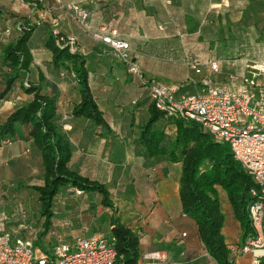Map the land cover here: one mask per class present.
Segmentation results:
<instances>
[{
	"label": "crops",
	"instance_id": "crops-1",
	"mask_svg": "<svg viewBox=\"0 0 264 264\" xmlns=\"http://www.w3.org/2000/svg\"><path fill=\"white\" fill-rule=\"evenodd\" d=\"M9 1L14 6H4L8 14L0 20L7 37L0 41V77L2 47L17 36L13 32L15 20L10 14L29 16L38 28L30 40L32 63L28 82L38 83L44 90L52 88L57 94V115L68 127L72 150L69 168L107 187L120 222L137 234L141 255L160 252L166 258L165 264H214L197 237L193 221L181 212L180 164L171 163L166 156L149 158L138 141L140 128L149 117L147 91L128 76L114 51L83 33L52 0H42L43 9H34L22 0ZM62 2L78 3L87 8L91 30L105 28V34L114 32V38L128 42L143 76L163 85L181 86L182 90L193 92L195 88L187 81L189 78L198 81L200 76L193 75L186 65L185 60L192 58L216 61L219 71L212 77L214 84L226 91H235L248 76L249 64L264 63L262 56L252 52L264 49V35H261L264 34V0ZM41 15H45L44 21ZM52 28L64 36L76 38L77 52L85 57L92 97L110 127V135H100V130L87 120L71 117V109L79 101L78 87L73 73L54 67L44 48L47 32ZM204 72L203 69L202 75ZM16 94L23 103L30 99L15 86L0 101L1 111L9 114L23 104H16ZM154 130L172 136L175 128L167 119H161ZM23 141L0 148L14 147L19 153ZM30 149L31 152L26 149L20 153L32 157L36 165L40 164L38 152L33 147ZM55 202L52 227L66 242L70 243L79 234L96 235L86 234L95 215L103 216L110 230L111 213L101 207L99 195L62 191ZM92 206L99 207L98 214L90 210ZM234 221L229 220L226 227L223 226V237L232 260L236 264H246L250 256L237 250L241 244L240 230ZM10 229L0 223V233L17 238ZM73 230H77L76 233Z\"/></svg>",
	"mask_w": 264,
	"mask_h": 264
},
{
	"label": "trees",
	"instance_id": "trees-1",
	"mask_svg": "<svg viewBox=\"0 0 264 264\" xmlns=\"http://www.w3.org/2000/svg\"><path fill=\"white\" fill-rule=\"evenodd\" d=\"M22 1L32 5L34 9L44 8L42 0ZM55 5L65 12L67 6H78L87 12L89 18L88 9L81 4H65L61 0L60 5ZM5 14H8L7 9L0 4V20ZM10 16L15 20L13 32L17 36L2 47L0 101L5 99L15 86L30 99L0 122V147L6 146L3 144L6 140L11 143L21 140L30 142L40 156L42 168V183L24 186L37 195L38 219L35 221L38 229L33 236L17 235V238L30 240L35 248H38L42 241L50 249L53 238L48 237V233L56 230L52 227L55 198L62 191L75 195L94 193L100 196L101 207L111 213L109 236L103 237L107 240L114 239L116 253L114 264H140L143 255L140 254L139 238L132 229L120 222L107 187L82 177L69 168L72 150L68 130L63 128L66 124L57 115L56 92L52 88L44 90L42 85L28 82L32 63L30 40L38 24L33 23L29 16L13 14ZM55 31L57 30L53 28L52 31L48 30L44 48L49 52L54 67L73 73L79 101L73 105L71 117L87 120L100 130V135H110V127L98 109L89 88L85 57L78 54L76 41L72 49L68 41L69 36H64L58 31L54 34ZM131 56L134 59L132 52ZM186 61L198 60L188 58ZM131 79L141 89L147 91L146 86ZM148 99L149 117L140 128L139 143L149 158L166 156L171 163L180 164L178 182L182 214L193 221L197 237L214 264H235L222 233L224 215L217 188L225 192L233 219L239 224L240 247L246 239L255 236L248 216V207L255 200L250 194V191L255 189L252 178L233 159L228 145L213 141L196 123L158 110L149 96ZM161 119H167L175 128L172 136L154 130L155 124ZM75 190L79 191V194H76Z\"/></svg>",
	"mask_w": 264,
	"mask_h": 264
},
{
	"label": "built area",
	"instance_id": "built-area-1",
	"mask_svg": "<svg viewBox=\"0 0 264 264\" xmlns=\"http://www.w3.org/2000/svg\"><path fill=\"white\" fill-rule=\"evenodd\" d=\"M52 1L61 4V0ZM66 14L91 39L116 53L128 76L146 86L148 96L158 110L194 122L213 141L228 145L233 159L255 184V189L250 191L255 200L248 207L255 236L246 239L238 252L250 256L246 264H264V63L249 64L243 85L238 90L226 91L212 80L219 71L216 61H186L193 75L200 76L198 81L188 79V84L195 89L187 92L181 86L147 80L131 56L129 44L114 38V32L105 34V28L91 31L84 9L70 5L66 7ZM68 41L74 49L76 39L69 36ZM63 128L68 130L66 125ZM3 144L12 143L6 140ZM75 193L79 194V191L75 190ZM48 237L53 238V243L48 253H43L30 240L0 233V264H114L116 253L112 238L79 234L69 243L56 230L49 232ZM165 260L160 252H153L144 254L140 264H165Z\"/></svg>",
	"mask_w": 264,
	"mask_h": 264
},
{
	"label": "rangeland",
	"instance_id": "rangeland-1",
	"mask_svg": "<svg viewBox=\"0 0 264 264\" xmlns=\"http://www.w3.org/2000/svg\"><path fill=\"white\" fill-rule=\"evenodd\" d=\"M0 4L6 8L14 6L11 5L9 0H0ZM41 18L43 21L46 19L45 15H41ZM4 36V29H1L0 27V41L4 39ZM5 38L7 37L5 36ZM252 52H255V54H257L260 58L261 56L264 58V49H253ZM163 82L165 84L169 83L168 80H163ZM174 83L179 84V82ZM18 94L20 95V93ZM18 94L14 95L16 104L23 103L21 102V98V100L16 98L18 97ZM7 114L8 112L6 110H0V122L4 120ZM27 143V141H23L20 144L22 150L20 152H23L26 149L31 152L30 148H32V145L29 143L27 146ZM13 148L14 147L0 148V223L10 226V230L16 235L30 237L33 236L35 231L38 229L35 221L37 220L38 202L37 195L32 190L27 189L24 186L29 187L41 184L42 168L40 164L36 165L32 157H26L25 154L22 155L20 152L16 153V148ZM10 156L14 157V159ZM217 190L220 193L218 194V197L220 200L221 210L224 215L223 226L226 227L229 220L234 221L233 215L231 213L225 192L218 188ZM98 208L99 207L92 206L90 210H93V212L98 214ZM95 216L97 217H95L94 221L87 229L86 234L91 235L96 233L104 237L109 236L108 224L104 221L105 218L103 216ZM234 223L236 222L234 221ZM75 231L77 230H73L72 232ZM37 247L43 253H48L49 251L46 244H43L42 241Z\"/></svg>",
	"mask_w": 264,
	"mask_h": 264
}]
</instances>
